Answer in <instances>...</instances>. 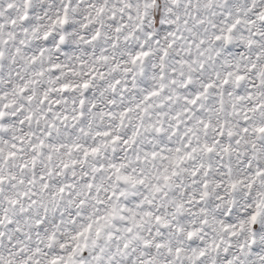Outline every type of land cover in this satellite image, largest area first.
Instances as JSON below:
<instances>
[{
  "label": "snow or ice",
  "instance_id": "1",
  "mask_svg": "<svg viewBox=\"0 0 264 264\" xmlns=\"http://www.w3.org/2000/svg\"><path fill=\"white\" fill-rule=\"evenodd\" d=\"M0 264H264V0H0Z\"/></svg>",
  "mask_w": 264,
  "mask_h": 264
}]
</instances>
